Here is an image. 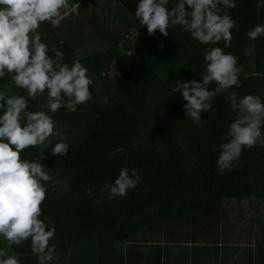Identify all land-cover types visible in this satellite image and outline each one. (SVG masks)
<instances>
[{"label":"trees","instance_id":"obj_1","mask_svg":"<svg viewBox=\"0 0 264 264\" xmlns=\"http://www.w3.org/2000/svg\"><path fill=\"white\" fill-rule=\"evenodd\" d=\"M138 2L72 0L76 11L68 10L58 27L44 22L39 29L42 42L64 53L62 63L79 60L88 75H95L103 86L98 91L90 85L92 99L78 105L75 112L61 108L49 113L69 145L66 156H44V146L21 153L29 160L43 157L41 163L53 178L41 205V218L50 219L55 226L50 243H55L59 264H109L112 259L124 264L126 243L146 239L155 231L170 239V229L175 226L183 229L181 236L188 241L205 240L218 251L219 241L229 244L225 203L264 202V147L242 150L231 171L220 173L216 164L220 144L235 118L229 94L264 99V38L250 40L246 35L250 28L264 23V8L258 9L256 0H236L237 7L228 10L235 27L224 51L237 57L248 76L241 75L238 88L212 99L211 110L201 113V124L185 115L182 105L186 101L181 93H173L175 81L200 82L206 50L223 48V41L201 44L180 26L170 27L167 36L158 30L150 36L134 17ZM175 2L170 0L168 7ZM99 7L104 9L102 16L97 14ZM114 23L120 28L113 29ZM91 37L98 39L102 50L78 57L79 45H93ZM248 50H252L251 58ZM113 65L124 69L116 84L108 76ZM12 87L16 89L11 76L0 80L5 95L27 96L26 90L17 87L14 92ZM214 87L215 83L209 85ZM28 110L47 111L46 96L30 100ZM122 167L135 169L141 181L124 197L109 200L100 188L112 182ZM64 182L67 192L60 189ZM88 242L97 250L90 257L70 254L74 247ZM5 243L0 240V247ZM154 248L161 249L160 245ZM5 251L15 254L20 264H38L30 241ZM247 252V264H264V237Z\"/></svg>","mask_w":264,"mask_h":264},{"label":"clouds","instance_id":"obj_2","mask_svg":"<svg viewBox=\"0 0 264 264\" xmlns=\"http://www.w3.org/2000/svg\"><path fill=\"white\" fill-rule=\"evenodd\" d=\"M139 0L134 17L146 26L151 36L157 30L164 36L168 29L180 26L197 42L216 45L204 55L205 71L201 81H175L173 93L182 94L185 115L194 123L201 121V113L212 108V99L234 86L238 88L241 75L248 74L237 57L224 49L230 46L231 30L235 21L228 10L237 7L236 0ZM186 6L188 9L186 11ZM256 7L264 8V0H256ZM76 11L72 0H0V80L11 76L15 86L26 90L27 96L5 95L0 91V240L8 246H20L30 241L31 253L38 264H59L55 255V226L50 219H42L41 205L46 199L53 178L41 159L21 157L29 147L45 146L51 154L64 157L69 145L49 113L61 108L75 112L77 106L92 99L90 85L93 79L79 60L62 63L64 53L54 45L41 40L40 27L48 22L58 27L65 13ZM250 40L264 38V23L256 24L247 33ZM51 53V54H50ZM216 87L210 89L209 85ZM46 96L47 111H29V101ZM230 109L235 118L230 122L216 161L220 173L231 171L242 150L254 146L264 147V99L247 94H229ZM57 142L51 143L49 138ZM141 181L135 169L122 167L110 183H105L101 193L107 199L124 197ZM91 195V190H88ZM97 204L100 203L98 199ZM0 264H20L15 254L0 247Z\"/></svg>","mask_w":264,"mask_h":264},{"label":"crops","instance_id":"obj_3","mask_svg":"<svg viewBox=\"0 0 264 264\" xmlns=\"http://www.w3.org/2000/svg\"><path fill=\"white\" fill-rule=\"evenodd\" d=\"M170 231L173 236L170 239H164L162 234L158 235L155 231L146 239L133 238L126 243L122 253L124 264H247L248 252L245 244L242 248L238 246V249L233 250L236 245L227 239L228 246L219 241L220 250L216 251L205 240L188 241L186 236H181L183 229L179 226L172 227ZM154 245H160L161 249L156 250ZM222 246H226V249ZM107 263L118 264V261L112 259Z\"/></svg>","mask_w":264,"mask_h":264},{"label":"rangeland","instance_id":"obj_4","mask_svg":"<svg viewBox=\"0 0 264 264\" xmlns=\"http://www.w3.org/2000/svg\"><path fill=\"white\" fill-rule=\"evenodd\" d=\"M104 0H98V2L101 4V2ZM98 16H102L105 14L104 9L98 8L97 9ZM87 23L85 24V26ZM113 29H119L120 26L117 23H114L112 26ZM88 31H90V28H88ZM83 33H87L84 31ZM156 38H158L156 36ZM92 41V42H91ZM91 45L88 43V45H79L77 48L76 54L78 57L88 56L90 54H95V52L101 51L103 46L99 44L100 42L96 38L91 37ZM249 57H252V50L247 51ZM252 62V61H251ZM124 69L121 67H118L116 65H113L112 71L108 74L110 80L116 84L119 77L123 74ZM93 79V84L95 88L98 91H103V86L101 81L95 76H91ZM12 90L16 92L18 89L16 87H12ZM63 138V137H62ZM57 142L55 138L51 141V143ZM45 147V146H44ZM45 150V149H44ZM51 151L50 148L46 149L44 156L50 155ZM60 189L62 192H67V184L61 183ZM227 222L229 226L230 232L227 233L228 239L231 240L233 245L241 246V248L244 246V244L247 246L246 248L251 250H254L255 245L264 237V202L258 201L256 199L252 200H244L242 202L238 201H231L227 202L224 205ZM91 243V244H90ZM83 244V245H82ZM80 245H77L72 250L73 252L70 253L73 257H76L81 254H86L89 257L92 255V253L96 250V247L93 242L88 243H82ZM90 244V245H86ZM5 250L9 249V246L7 243L3 244ZM70 254H68L70 256ZM67 255V256H68ZM67 264V263H65Z\"/></svg>","mask_w":264,"mask_h":264}]
</instances>
